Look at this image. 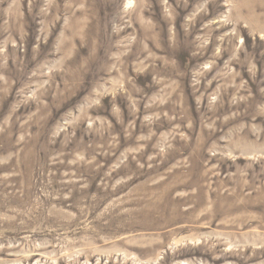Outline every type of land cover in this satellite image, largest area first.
I'll return each instance as SVG.
<instances>
[{
	"label": "rangeland",
	"instance_id": "obj_1",
	"mask_svg": "<svg viewBox=\"0 0 264 264\" xmlns=\"http://www.w3.org/2000/svg\"><path fill=\"white\" fill-rule=\"evenodd\" d=\"M0 264H264V0H0Z\"/></svg>",
	"mask_w": 264,
	"mask_h": 264
}]
</instances>
